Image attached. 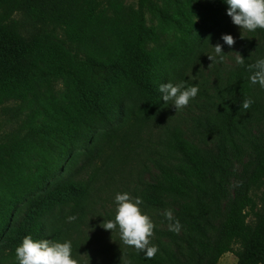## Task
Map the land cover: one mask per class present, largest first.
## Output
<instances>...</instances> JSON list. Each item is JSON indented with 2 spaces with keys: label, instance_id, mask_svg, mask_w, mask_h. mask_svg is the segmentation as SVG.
Wrapping results in <instances>:
<instances>
[{
  "label": "trees",
  "instance_id": "1",
  "mask_svg": "<svg viewBox=\"0 0 264 264\" xmlns=\"http://www.w3.org/2000/svg\"><path fill=\"white\" fill-rule=\"evenodd\" d=\"M171 1L174 10L164 13L162 30L160 24L147 25L122 0H0V104L18 101L28 109L23 129L43 140H61L56 155L45 152L36 161L35 153L43 149L32 141L16 144L7 158L0 155V198H7L0 208V264H17L14 248L25 235L70 240L71 228L94 209L97 179L117 166L118 155L137 144L143 128L168 105L158 85L195 84L187 73L195 50L208 31L231 22L227 5L223 0ZM18 13L39 28L30 42L14 17ZM13 59L24 67L14 70ZM99 69L111 71L107 84L96 77ZM234 76L239 85L229 82L227 95L232 112L226 105L221 112L227 124L237 112L235 93L244 96L249 90L244 70ZM160 146L165 162L154 159L160 177L151 187L199 201L207 192V175L198 148L178 127L166 128ZM82 154L88 161L81 172L65 176L66 167ZM249 185L255 192H245L229 206L207 264L226 253L238 264H264V142L256 150ZM30 198L29 222L14 238L9 234L13 217ZM71 215L76 220L68 222ZM132 257L141 264H162L157 254Z\"/></svg>",
  "mask_w": 264,
  "mask_h": 264
},
{
  "label": "rangeland",
  "instance_id": "2",
  "mask_svg": "<svg viewBox=\"0 0 264 264\" xmlns=\"http://www.w3.org/2000/svg\"><path fill=\"white\" fill-rule=\"evenodd\" d=\"M122 1L139 11L147 25L158 27L160 24L162 30L167 26L164 13L174 10L171 0H146L144 4H140L139 0ZM14 17L19 22L23 37L30 42L39 28L24 13ZM221 34H230L234 39L233 45L223 44L219 39ZM217 43L221 44L223 59L217 58L212 48ZM237 54L245 59L244 66L234 63ZM195 56L187 73L199 87L196 97L178 110H174L169 102L160 115L152 118L143 128L137 144H133L127 153L118 155L115 160L117 166L97 179L92 193L93 211L79 223L78 228L73 226L68 236L72 243H76L73 258L78 264H127L129 261L141 264L132 257L137 252L123 245L118 232L101 227L103 220L112 218L113 198L118 192L140 198L142 213L148 215L154 224L149 242L158 248L156 254L162 264H207L221 235L229 206L245 192H255L250 188L249 177L256 164V150L264 142V89L250 84L246 78L249 90L244 96L235 93L237 112L229 124L221 118V112L225 105L228 112H232L227 95L229 82L236 84V88L239 85L234 73L244 70L248 77L246 66L264 56V30L248 32L231 22L223 24L206 33L203 45L195 50ZM14 61V70L24 67L23 61ZM95 74L101 85L110 81L109 70L99 69ZM60 88L58 85L57 89ZM247 98H251L253 103L245 109L242 104ZM27 114L28 109L18 101L0 104V155L7 158L21 141H32L43 149L35 153L34 161L45 152L56 155L60 151L61 140H43L23 129ZM167 127L180 128L185 138L198 148L205 162L207 192L199 201L194 199L195 195L182 198L151 187L158 183L160 177L154 159L165 162L160 155V143L165 139ZM87 161V156L82 154L73 167H66L65 176L80 173ZM260 194L264 195V191ZM2 199L0 208L7 198ZM32 200L34 198L28 199L16 210L9 232L12 237L20 235L29 222L28 211L33 205ZM37 200L35 197L34 201ZM165 210H170L173 220L179 221V231L169 230L171 221L165 219ZM234 248L238 250L240 246ZM216 264L238 263L232 253H226Z\"/></svg>",
  "mask_w": 264,
  "mask_h": 264
},
{
  "label": "clouds",
  "instance_id": "3",
  "mask_svg": "<svg viewBox=\"0 0 264 264\" xmlns=\"http://www.w3.org/2000/svg\"><path fill=\"white\" fill-rule=\"evenodd\" d=\"M227 5L226 15L230 17L233 25L248 32L257 29L264 30V0H223ZM223 44L231 46L234 39L230 34H221L219 38ZM216 57L223 59L221 44L212 46ZM210 60L212 56H208ZM245 59L237 54L234 63L244 66ZM249 75L248 81L252 85H259L264 89V56L246 66ZM160 99L164 104L170 103L174 110L181 109L194 99L199 91L196 84H188L185 80L176 83L171 81L158 85ZM253 103L251 98L243 101V108L247 109ZM139 197H130L127 192L116 193L113 198L114 210L111 219L103 220L102 228L118 232L123 245L133 248L137 253H142L147 259H151L158 251L155 245H150L149 237L153 235L154 224L150 217L142 213ZM164 217L171 221L168 227L176 232L180 229L178 220H173L170 210H165ZM68 222L76 220L75 215L68 216ZM14 257L17 264H78L72 256V242L70 240L33 239L31 235H25L14 248ZM131 264V262H127Z\"/></svg>",
  "mask_w": 264,
  "mask_h": 264
}]
</instances>
